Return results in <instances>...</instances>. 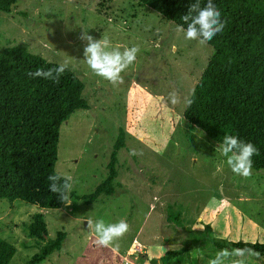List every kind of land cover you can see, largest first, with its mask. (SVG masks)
Here are the masks:
<instances>
[{
    "label": "rangeland",
    "instance_id": "rangeland-1",
    "mask_svg": "<svg viewBox=\"0 0 264 264\" xmlns=\"http://www.w3.org/2000/svg\"><path fill=\"white\" fill-rule=\"evenodd\" d=\"M85 31L121 51L139 47L119 86L87 66ZM9 47L66 64L85 85L89 109L75 111L59 130L55 170L73 178L72 193L92 194L116 153L114 194L94 203L70 197L52 210L0 199V237L16 250L9 264H28L40 252L26 235L35 213L44 216L48 239L66 235L39 264H207L217 251L233 249L231 242L264 243V170L247 179L234 174L219 145L183 119L212 47L186 40L134 0H17L0 13V52ZM120 130L123 147L116 151ZM100 218L129 224L117 252L99 246L87 226Z\"/></svg>",
    "mask_w": 264,
    "mask_h": 264
},
{
    "label": "trees",
    "instance_id": "trees-1",
    "mask_svg": "<svg viewBox=\"0 0 264 264\" xmlns=\"http://www.w3.org/2000/svg\"><path fill=\"white\" fill-rule=\"evenodd\" d=\"M17 0H0V13L8 14ZM178 27L196 0H134ZM204 7L207 0H199ZM226 23L222 33L207 45L213 48L186 106L183 119L199 129L211 142L222 144L225 135L251 142L260 154L253 156L252 170H264V0H213ZM195 15V13H192ZM59 64L9 47L0 52V199L25 202L41 209H59L62 203L49 191L50 175L58 155L62 123L78 110H88L83 97L84 83L68 67L59 82L27 75L37 68ZM124 131H119L116 151L123 147ZM116 153L108 164L109 175L95 191L76 200L94 203L102 195L114 194ZM61 176V175H59ZM60 183H63L61 176ZM27 238L40 252L28 264H39L59 251L65 240L63 231L47 238L44 216L35 213L26 225ZM231 248L253 247L264 256V243L231 242ZM221 248V247H220ZM13 244L0 237V264H9L15 255Z\"/></svg>",
    "mask_w": 264,
    "mask_h": 264
},
{
    "label": "clouds",
    "instance_id": "clouds-1",
    "mask_svg": "<svg viewBox=\"0 0 264 264\" xmlns=\"http://www.w3.org/2000/svg\"><path fill=\"white\" fill-rule=\"evenodd\" d=\"M195 13V15H192ZM186 24L184 29L178 25V30L184 31L185 39L196 41L200 45H207L219 33H222L226 23L221 18V12L218 10L213 0H207L204 7L200 6L199 0L193 3L188 14L181 18ZM87 42L84 48V61L89 69L98 77L117 87L124 82L122 73L128 69L137 59L140 52L138 46L112 47L107 38L95 40L85 31L80 37ZM66 71V64H60L55 68L44 70L37 68L34 72L27 73L32 78H43L59 82L60 77ZM170 103L176 105L180 99L175 92L169 94ZM185 105L190 107L193 101L186 99ZM219 150L231 171L242 177L250 178L252 176L253 156L260 154L259 149L251 142H244L237 136L225 135L222 144H219ZM130 155H142L135 150ZM61 176L53 174L48 177L50 181L49 191L56 193L62 203L70 204V192L73 187V178L68 175L63 177V183H60ZM96 237V243L104 248H111L114 252L119 250V241L129 232L130 226L126 220L121 219L114 223H108L103 218L95 222L89 221L87 224ZM255 243V241H253ZM264 260V256L253 247L221 249L217 251L213 258L209 259L207 264H249L250 261Z\"/></svg>",
    "mask_w": 264,
    "mask_h": 264
}]
</instances>
